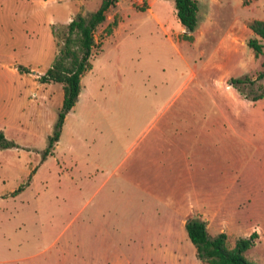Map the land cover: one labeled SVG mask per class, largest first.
<instances>
[{
  "label": "rangeland",
  "instance_id": "374dc122",
  "mask_svg": "<svg viewBox=\"0 0 264 264\" xmlns=\"http://www.w3.org/2000/svg\"><path fill=\"white\" fill-rule=\"evenodd\" d=\"M22 1L6 0L0 57V264H206L180 224L190 217L228 247L254 232L243 255L264 264V94L248 97L264 88V47L246 45L264 0H196L191 39L172 0H116L45 155L62 92L38 76L73 0H38L34 23L13 17ZM82 1L81 14L99 4ZM243 78L242 91L230 83ZM155 196L180 204L170 232L156 229Z\"/></svg>",
  "mask_w": 264,
  "mask_h": 264
},
{
  "label": "trees",
  "instance_id": "16d2710c",
  "mask_svg": "<svg viewBox=\"0 0 264 264\" xmlns=\"http://www.w3.org/2000/svg\"><path fill=\"white\" fill-rule=\"evenodd\" d=\"M116 0H100L98 6L87 13H76L68 23H60L57 27H50V34L56 48L51 64L38 76L40 83L61 84V101L56 112L53 133L47 137L43 154L51 152L53 144L58 140L59 131L66 112L74 105L80 90V78L84 72L90 70V58L95 54L96 43L93 32L97 25L105 21L106 12L115 5ZM176 18L184 29L182 36L191 39V33L197 24L196 0H172ZM115 24L108 23L107 30ZM252 36L247 39L246 45L254 56L262 53L264 47V20L251 19L246 23ZM20 71L27 68L17 66ZM264 76V70L259 72L256 79ZM230 83L241 90V86L248 83L247 78L231 79ZM251 83V82H249ZM253 84V82L251 83ZM242 91V90H241ZM264 94V88L251 96L255 99ZM2 135L0 133V140ZM5 146L10 145L5 141ZM187 238L195 249L197 258L206 264H256L247 259L243 252L253 244L255 233L252 232L245 238L235 240L232 247L226 245V234L219 232L209 235L206 231L205 221L198 217H190L184 223Z\"/></svg>",
  "mask_w": 264,
  "mask_h": 264
},
{
  "label": "crops",
  "instance_id": "0c3cea01",
  "mask_svg": "<svg viewBox=\"0 0 264 264\" xmlns=\"http://www.w3.org/2000/svg\"><path fill=\"white\" fill-rule=\"evenodd\" d=\"M47 0H43V4L41 5V8H45L44 6L46 5ZM100 2V0H99ZM39 1L35 0L33 1H22L20 3V6H18V8L16 9L15 13L13 14V17L17 18V20L19 22H24L28 17L31 23H34L37 21V18L39 20ZM83 4L82 0H73V2H71V5L67 6L66 9L63 11V13L61 15H57L58 20L55 22H59V23H68L71 18L78 13V11L80 10V6ZM98 6V5H97ZM96 6V7H97ZM28 13L27 16H25L23 14V12ZM11 18L12 16L9 15ZM54 16L53 14H46V15H41L42 20L45 21V23L51 24L54 23ZM7 18H8V7H7V2L6 0H0V35L3 34L4 39L3 41H1L0 38V57H5L7 55V40H6V34H7V29H6V23H7ZM1 30L3 32H1ZM27 36V42L29 44H33L34 43V37L33 35H28ZM1 37V36H0ZM23 49L29 50L27 45H23L22 46ZM20 65V64H18ZM24 67V66H23ZM26 68V67H25ZM13 70V69H12ZM154 199L158 202H160V206H162V210L160 211H156L155 214L157 216H159V220L158 222H160L162 225H158L156 227V229H158L160 232H170L173 230V226L169 223L170 218L169 217H174L177 215H183L181 212V208H180V204L177 203L173 198L171 197H154ZM160 208V207H159ZM160 216H162V219L160 220ZM164 217V218H163ZM169 218V219H168ZM185 221L183 219L180 220V224L184 226ZM161 226L163 227V229L161 228ZM162 229V230H161ZM157 231V230H155ZM151 244V243H150Z\"/></svg>",
  "mask_w": 264,
  "mask_h": 264
}]
</instances>
